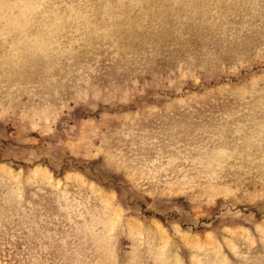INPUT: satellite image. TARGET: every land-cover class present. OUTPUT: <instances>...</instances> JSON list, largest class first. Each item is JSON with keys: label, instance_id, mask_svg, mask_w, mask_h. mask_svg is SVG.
Here are the masks:
<instances>
[{"label": "rangeland", "instance_id": "obj_1", "mask_svg": "<svg viewBox=\"0 0 264 264\" xmlns=\"http://www.w3.org/2000/svg\"><path fill=\"white\" fill-rule=\"evenodd\" d=\"M0 264H264V0H0Z\"/></svg>", "mask_w": 264, "mask_h": 264}]
</instances>
